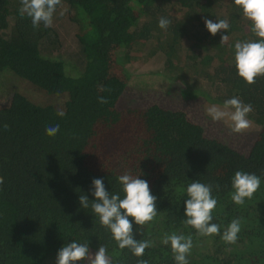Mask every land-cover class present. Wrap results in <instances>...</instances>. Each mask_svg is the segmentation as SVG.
Returning a JSON list of instances; mask_svg holds the SVG:
<instances>
[{"label":"trees","instance_id":"16d2710c","mask_svg":"<svg viewBox=\"0 0 264 264\" xmlns=\"http://www.w3.org/2000/svg\"><path fill=\"white\" fill-rule=\"evenodd\" d=\"M21 6L0 0V89L10 94L0 102V264H56L73 242L88 244L89 252L105 246L111 264H138L141 258L120 250L79 201L95 200L94 179L123 198L118 177L126 172L146 180L157 198L151 224L141 230L132 220L134 238L153 242L142 257L149 264H176L170 244L161 242L172 233L191 235L189 264H264V77L249 86L238 75L236 42L258 37L234 0H62L47 29L34 28ZM161 17L171 20L167 30ZM206 19H226L230 27L212 36ZM222 35L229 39L221 45ZM151 60L161 63L152 80L166 76L169 92L184 99L251 104L248 119L257 128H249L248 145L216 136L205 120L161 104L150 90L141 107L122 112L130 65ZM174 81L183 87L174 91ZM57 124L49 137L45 129ZM236 171L261 179L242 206L231 199ZM197 181L213 186L220 235L199 236L184 224L186 189ZM233 219L241 231L229 245L221 237Z\"/></svg>","mask_w":264,"mask_h":264},{"label":"clouds","instance_id":"9594fccd","mask_svg":"<svg viewBox=\"0 0 264 264\" xmlns=\"http://www.w3.org/2000/svg\"><path fill=\"white\" fill-rule=\"evenodd\" d=\"M61 3L62 0H21L22 6L19 8V14L22 17L27 15L31 18L34 28L43 25L47 29L52 27L54 15ZM234 4L242 9L243 18L251 22V31L258 37L255 41H238L235 44V66L238 75L251 86L256 83L257 78L264 77V0H234ZM204 23L212 36L222 31L227 32L230 27L226 19H219L218 22L206 19ZM170 24L171 20L167 18L159 19L161 29L167 30ZM228 39V35H222L221 45L227 43ZM98 99L101 104L108 103L104 97ZM252 112L253 106L245 104L237 97L225 100L222 107L214 104L206 108V114L214 122L223 121L227 124L230 121L231 131L237 134H243L252 126V121L248 119V115ZM58 115L63 116L64 112L60 111ZM3 129L8 131L10 126L5 123ZM45 131L49 137H55L60 131V126L59 124L48 126ZM118 181L122 185L123 198L119 194H110L106 190L103 179H94L92 195L95 200L89 201L86 195H81L79 201L84 209L91 206L100 224L110 230L120 250L129 249L134 256L141 258L138 264H149L148 260L142 257L146 249L154 246L153 242L150 240L137 241L134 238L132 220L140 226L141 230L145 225L151 224L158 214L157 198L152 195L146 180L130 172L119 176ZM3 183L4 180L0 177V185ZM260 185L261 179L257 175L236 171L232 179V201L236 205H244L246 199L251 200L254 197ZM216 187L218 189L219 185ZM212 189L211 184L205 185L199 181L192 182L186 189L188 199L185 202V215L187 219L184 220V224L195 229L197 235L203 237L220 235V226L212 223V214L218 203L217 199L212 196ZM240 231V219H233L221 238L226 244H235ZM161 242L164 245L170 244L176 264H189L187 257L193 247L191 235L165 234ZM88 257V244L73 242L59 250L56 264H77ZM91 264H111L105 246L99 247Z\"/></svg>","mask_w":264,"mask_h":264},{"label":"rangeland","instance_id":"374dc122","mask_svg":"<svg viewBox=\"0 0 264 264\" xmlns=\"http://www.w3.org/2000/svg\"><path fill=\"white\" fill-rule=\"evenodd\" d=\"M68 42L71 43V45H74V41H70L68 38ZM129 68L130 73H132L131 77L129 78L130 81L133 82V84H130L125 92L122 93V95L119 97L118 100V108L122 110L124 113H128L130 110H136L143 102H146V99H148V96L145 94V90L151 91V93H154L157 97L156 100L160 102L163 105H166L168 107H183L187 109L189 114L191 116L198 117L199 119L205 120L207 124V128H209L208 131L215 134L216 136L225 137L229 139L230 141H234L233 144H235L238 147H246L248 143L251 140L252 135H254V131L252 129L247 130L243 134H237L233 133L230 128V121L226 124L223 121L220 122H214L210 116L206 114V108L214 105V104H207L206 101L201 102L199 100H192V99H184L179 94L176 95V92H169L172 88L171 85L165 81V78L158 82L156 78L158 77L155 75L154 80H152L153 76L152 72L160 70L161 63L154 62V60L147 61V62H134L133 65H130ZM129 67V66H128ZM162 76H164L162 74ZM168 80V79H167ZM157 82V83H156ZM168 83V85L166 84ZM171 83V82H170ZM175 87L173 88L174 91L176 89L180 90L179 87H183L182 83L180 81H174ZM3 86V85H2ZM166 88V89H165ZM183 89V88H182ZM8 91H6L3 88L0 89V102H5L4 98L9 97ZM206 105V106H205ZM220 107L223 105L221 104H215ZM131 114V113H129ZM133 115V114H132ZM255 124L252 123L251 128H254ZM257 128V126L255 127ZM115 168H120V166L113 165ZM130 167V166H128ZM127 167V168H128ZM96 254V251H90L89 252V259H94V256Z\"/></svg>","mask_w":264,"mask_h":264}]
</instances>
